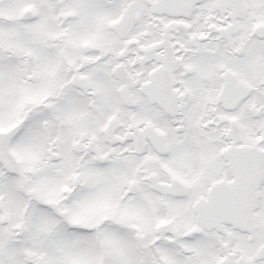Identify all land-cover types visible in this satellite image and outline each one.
Masks as SVG:
<instances>
[{"label": "snow or ice", "instance_id": "obj_1", "mask_svg": "<svg viewBox=\"0 0 264 264\" xmlns=\"http://www.w3.org/2000/svg\"><path fill=\"white\" fill-rule=\"evenodd\" d=\"M0 264H264V0H0Z\"/></svg>", "mask_w": 264, "mask_h": 264}]
</instances>
